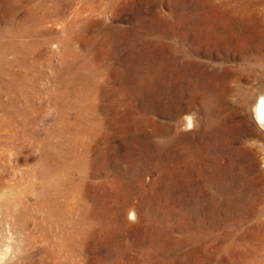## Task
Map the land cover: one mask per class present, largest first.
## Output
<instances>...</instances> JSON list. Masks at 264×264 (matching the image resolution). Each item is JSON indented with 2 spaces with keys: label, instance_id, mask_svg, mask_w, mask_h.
Masks as SVG:
<instances>
[{
  "label": "rangeland",
  "instance_id": "374dc122",
  "mask_svg": "<svg viewBox=\"0 0 264 264\" xmlns=\"http://www.w3.org/2000/svg\"><path fill=\"white\" fill-rule=\"evenodd\" d=\"M130 1L0 0V264H264V0H216L199 40L170 51L163 30L128 28L173 0ZM90 111L96 140L78 128ZM63 148L106 158L75 171L91 188L56 198L43 170ZM143 153L150 203L132 188ZM150 211L164 222L140 251ZM204 215L203 233L189 226Z\"/></svg>",
  "mask_w": 264,
  "mask_h": 264
},
{
  "label": "bare ground",
  "instance_id": "6f19581e",
  "mask_svg": "<svg viewBox=\"0 0 264 264\" xmlns=\"http://www.w3.org/2000/svg\"><path fill=\"white\" fill-rule=\"evenodd\" d=\"M119 0H112V2L110 3L109 8H113ZM130 1V0H129ZM126 2V1H125ZM132 2V0L130 1ZM129 2V3H130ZM134 2V1H133ZM172 4L170 6V14H165V12L162 11V8L159 9L156 13H154V15L152 16V18L150 17V21L149 22H141L142 20H138L136 24H134V26H132L131 28H128L129 34L133 35L136 33H141L142 31L145 32L146 34H152L153 38L155 37V34L160 33L162 30L164 32H161L162 35L165 33L166 36H169V40H167L165 43L167 44L166 48L168 47V51L170 50H176L178 49L180 46H186L187 44L191 45V40H189L187 38V35L192 33L196 35V39L199 40V37H201L203 35L201 31V20L198 21L199 17H198V12L202 9L206 10L210 9L212 10L215 7V3L216 0H204V5L202 7L201 4H199L198 0H173L170 1ZM169 3V2H168ZM167 3V4H168ZM174 5V6H173ZM207 14V13H206ZM169 15V16H168ZM203 16V15H202ZM211 16V15H210ZM167 17V18H166ZM202 19V18H201ZM206 21H208V23L210 24V27H214L213 25V20L211 17L205 18ZM162 23V25H161ZM165 25V27H164ZM113 26V25H112ZM198 30V31H197ZM101 31V29H100ZM111 32V31H110ZM125 32V31H124ZM213 32V31H212ZM112 33V32H111ZM197 33V34H196ZM126 34V33H125ZM211 34V33H210ZM108 35V34H107ZM161 35V36H162ZM164 36V35H163ZM112 38V36H110ZM131 37V36H130ZM137 37V36H136ZM148 37V36H147ZM107 38V37H106ZM165 38V37H164ZM164 38H155L154 41H150L149 45L150 46H154L158 48V45H161L163 43ZM100 39V38H99ZM166 39V38H165ZM94 40V39H93ZM98 40V39H97ZM129 40V39H128ZM124 41L123 43H121L124 46H130L132 44H136L135 42H129V41ZM133 40V39H132ZM131 41V40H130ZM107 42L108 44H113L116 45L114 43H111L110 39L107 38ZM148 42V41H147ZM103 43V42H102ZM105 44V43H104ZM120 45V46H122ZM189 45V46H190ZM165 48V49H166ZM183 48V47H180ZM159 49V48H158ZM183 53H185L184 49H182ZM168 56V54H167ZM159 57V56H158ZM157 57V58H158ZM160 58V57H159ZM161 61V60H160ZM168 64V63H167ZM87 91V90H86ZM86 94V93H85ZM263 94V93H262ZM89 95V94H88ZM84 102V101H83ZM92 102V101H91ZM118 102V101H117ZM119 103V102H118ZM195 110V109H194ZM115 115V114H114ZM79 119L81 124H78V128H80V126L82 127V132L83 133H87L89 134V136L96 140V138H99V136L101 137V133L103 132V126L104 124L102 123L101 117L98 116V114L96 112H92L90 111V113L87 115L84 114H79ZM105 116V115H103ZM190 116V115H189ZM196 116V115H195ZM254 116L256 118V120L259 123L264 124V97H261L257 103L255 104L254 107ZM109 117V116H108ZM194 118V117H193ZM104 119V118H103ZM138 119V118H136ZM194 118V122H195ZM133 120V119H132ZM123 121V120H122ZM184 121V120H183ZM188 121V120H187ZM197 122V121H196ZM73 123V122H72ZM125 124V123H124ZM128 124V123H127ZM191 124H193V121L190 119L187 122V125H185L187 128H191ZM70 127V126H69ZM72 127V126H71ZM124 128V127H123ZM127 128V127H126ZM132 128V127H131ZM70 130V128H68ZM107 129V128H106ZM125 130V128L123 129ZM129 130V129H128ZM135 130V129H134ZM133 130V131H134ZM139 130V129H137ZM123 132V131H122ZM126 133H128L126 131ZM67 134V133H66ZM70 134V133H69ZM123 134V133H122ZM70 136V135H69ZM67 137V136H66ZM105 138V137H104ZM65 139V138H64ZM104 140V139H102ZM69 142V141H68ZM108 142V141H107ZM110 142V141H109ZM65 143V142H63ZM67 143V141H66ZM99 143V142H98ZM106 143V142H105ZM99 145V144H98ZM109 145V144H108ZM61 146V145H60ZM68 146V145H67ZM104 146V145H103ZM102 146V147H103ZM106 146V145H105ZM113 147V146H112ZM79 151V150H78ZM96 151V150H95ZM109 151V149H108ZM113 151V150H112ZM115 151V150H114ZM137 152V151H136ZM106 153V152H105ZM105 153L103 150H100L97 153V157L95 158V160L100 164L104 163L105 161ZM112 153V152H111ZM116 153V152H115ZM139 154V153H137ZM67 155L70 156V158L67 157ZM89 154L87 153V151H85V153L81 154L76 152V150H67L65 148H63V151L61 152L60 156V160L58 159V162L56 165H51L49 167L51 168H44L43 173H44V177H43V185L44 188L46 190L47 193L50 194L49 191H51V194L54 195V197L58 198V195H63V196H67L69 195L71 192H73V190H76L77 188L82 190L85 187H89L90 186V182H89V178H84V176L81 177L80 182L77 183L74 178L73 175L75 174V171H81L83 168L85 171L87 169V167H94L93 163H96V161L92 162L91 158H88ZM107 155V154H106ZM122 155V154H121ZM139 156V155H138ZM62 157V158H61ZM129 157V156H128ZM137 157V156H136ZM146 154L143 153L141 160L146 163H143L141 165H139V163H137V167L135 170V174L138 178L137 179H133V181H135V186L132 187L134 189V192L138 191L139 188H136L137 183L142 185L141 187L143 188V196L145 198V200L147 201V203H150V200H154V198H151V194H150V198L148 199L147 196L150 192V189L145 188V185L143 186L142 181H140L139 178H142V174L146 171V169L148 168V163H147V158ZM49 158V157H48ZM118 158V157H117ZM131 158V157H130ZM116 159V158H115ZM124 159V158H123ZM109 160V159H107ZM134 160V159H133ZM136 161V160H135ZM44 162V161H43ZM109 162V161H108ZM107 162V163H108ZM130 163V162H129ZM112 164V163H110ZM135 164V162H134ZM133 164V165H134ZM130 165V164H129ZM147 165V167L145 166ZM41 167V171L43 169V166ZM105 167V165H104ZM100 168V167H99ZM103 170V169H102ZM119 171V170H118ZM128 170V173H130ZM105 172V171H104ZM132 172V171H131ZM120 173L122 175H124L125 173L120 172L119 171V175ZM104 174V173H103ZM118 174V173H117ZM115 174V175H117ZM133 174V173H131ZM101 178V174L99 175ZM104 176V175H103ZM89 177V176H88ZM121 180H124V177L120 175ZM118 179V176H117ZM116 180V179H114ZM126 180V179H125ZM124 180V181H125ZM130 180V179H129ZM119 181V180H118ZM107 182V181H106ZM157 182H160V180H158ZM114 183V182H113ZM112 183V184H113ZM98 188L99 189H104L105 187V182L103 180H98ZM118 184V183H117ZM139 185V187H140ZM92 186V185H91ZM90 186V188H91ZM154 187V186H153ZM93 188V187H92ZM128 188V187H127ZM131 189V188H130ZM128 190V189H127ZM134 192H129L128 191V198L131 200L134 197ZM151 192H153V189L151 188ZM59 193V194H58ZM98 195V194H97ZM45 196V195H44ZM82 196V195H81ZM56 203V201L54 202ZM150 205V204H149ZM103 209V208H102ZM120 209V208H119ZM137 207L133 206V209L130 213V218L135 219L136 217V210ZM122 210V209H121ZM165 211H167V208H164ZM54 211V210H53ZM120 211V210H119ZM118 211V212H119ZM189 212H191V206L187 203H184V214H188ZM103 213V212H102ZM121 216V215H120ZM119 217V215H118ZM148 217H149V222L145 224V226L143 227V229L141 231H139L140 233L137 235V244L138 247L140 249V251H144L146 246L148 245L149 248H151V245L153 244H157L156 239L153 240L154 235H156V229H157V222L159 218H161V222H164V220L162 219V215L159 216L155 214L153 211H150L148 213ZM226 217V216H225ZM86 217L83 215L82 219H85ZM227 218V217H226ZM225 219V218H224ZM121 220V219H120ZM92 221V220H91ZM204 221H207V217L201 216L198 218V223L197 225H189L190 227L193 228H199L200 229V233H203L204 231L202 230V223ZM80 222V221H79ZM221 223V222H220ZM206 225V224H205ZM212 225H210V227H212ZM224 226V225H223ZM204 227V226H203ZM206 229V228H205ZM209 229V228H208ZM140 230V229H139ZM135 232V231H134ZM77 233H79V237L82 238L84 237V233H86L85 228L80 227V229L77 231ZM70 234V233H69ZM150 235L152 237V239L150 238ZM78 237V236H77ZM189 238V237H187ZM135 239V238H134ZM148 239V240H146ZM70 240H68L69 242ZM81 241V240H79ZM148 241V242H147ZM73 242V241H72ZM136 242V241H135ZM67 243V242H66ZM158 244V249L160 250V252H162V248L159 247ZM147 249V248H146ZM153 249V248H152ZM149 252V254H151V250H146L145 252ZM154 251V250H152ZM158 251V250H157ZM152 260V259H151ZM154 260V259H153ZM151 262V261H150ZM153 264V263H151ZM160 264H163L160 262Z\"/></svg>",
  "mask_w": 264,
  "mask_h": 264
}]
</instances>
